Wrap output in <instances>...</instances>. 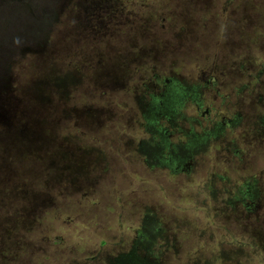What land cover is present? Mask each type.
Masks as SVG:
<instances>
[{"label": "rangeland", "instance_id": "obj_1", "mask_svg": "<svg viewBox=\"0 0 264 264\" xmlns=\"http://www.w3.org/2000/svg\"><path fill=\"white\" fill-rule=\"evenodd\" d=\"M117 3V35L135 38L138 27L144 39L119 52L110 46L119 39L111 42L104 31L85 56L98 48L107 55L163 52L179 32L181 51L168 47L163 57L180 66L177 77L193 90L204 88L168 129L179 159H154L159 116L151 108L163 88L154 87L155 78L171 76L161 70L162 60L142 59L128 74L120 66L102 70L103 55L96 67L76 49L66 55L61 26L32 31L39 11L23 18L11 9L1 14L0 27L17 19L25 24L0 38V58L12 79L0 104L14 123L26 121L32 139H41L28 145L19 129L0 125V264H264V0ZM57 16L58 25L66 21V0ZM42 40L55 56L35 59L41 55L22 48ZM108 70L120 77L115 88L101 74ZM68 72L73 77L65 88ZM88 72L94 81L81 85L78 79ZM184 101L183 95L170 97L166 110ZM206 108L211 114L204 117ZM223 117L237 122L213 138L208 133ZM194 134L203 142L187 152ZM244 196L250 207L255 203L252 213L243 210Z\"/></svg>", "mask_w": 264, "mask_h": 264}, {"label": "flooded vegetation", "instance_id": "obj_2", "mask_svg": "<svg viewBox=\"0 0 264 264\" xmlns=\"http://www.w3.org/2000/svg\"><path fill=\"white\" fill-rule=\"evenodd\" d=\"M3 1L6 4L5 11L0 7V15L10 14L9 10L11 9L13 11V14L16 15V18H23L25 16L30 15V13L35 14V11H39V8L41 6H47L48 10L45 13H41V16L37 20H35V26L31 28L32 31H36L38 34L39 32L45 34L49 31H53L56 26H61V30L63 31V33H66V55H69L71 51L72 53H74V50L76 49V54L84 53L81 60L89 62L91 66L94 65V67H96L100 63V55H103L105 58L101 59L102 63L100 64L103 67L102 70H105L106 68H114L116 66H120V70L128 74L130 72V65L135 62L140 63L142 59H146V62L150 61L152 64L159 63V61L162 60L163 62L160 65L161 70L165 72L166 69L171 76L170 78H166L165 80H161L160 76L158 75H156L157 77L155 78L156 84L154 85V87L163 84V88L158 98L159 100L155 103L154 107L151 108L153 110L152 114L154 116H159L160 118L157 119L158 122L156 123L158 126V135H156V138H159V141L157 144L153 145V148H155L159 152V161H170L171 157L174 156L176 158L178 156L175 153V147L173 143L169 139L170 132L168 131V129L170 127L172 129H175L176 125H173L172 122L180 118L182 114L181 109L183 106H178V104H176V106H172L169 110H166V101L168 98L171 97L173 102L175 97L178 98V96L182 95V93H180L179 91L185 92L186 97L184 96L185 101L183 103L190 101L197 94L201 95L204 92V88L202 86L196 85L195 89L193 90L189 83H187L186 81H182L181 78L177 77L179 72H183V70L180 68L179 65L177 66V64H175L176 62L163 57V55L166 54L168 47L177 46L178 49L181 51L179 47L181 43V36L179 35V32H176L173 38L170 39L171 45L165 46L163 52H158L161 50V48L151 49L149 47L150 49L148 50V52H146L145 50H141L137 52L136 56L130 51H128L127 55L118 53L107 55V52H105L104 50H100L101 48H98L93 54L85 56V47L87 45H90V47L93 48L97 44L99 36L104 34V31H106L105 33L107 34V38L109 37L114 39L111 40V42L117 41L119 39L118 44H110V46L118 47L119 52H122L126 49L124 44L127 45V43H129L132 47H134L137 46V43H139L141 39H144L143 33L139 32L138 27L135 28V38L134 36L129 37L121 35V37H119V35H117L121 30L117 20L122 16L119 14V5L117 3V0L116 2L115 0H66V21L62 22L60 25H58L59 18L57 16L58 8L60 6V0H29L32 3L29 7H25V0ZM49 10L52 11L51 14ZM53 16L54 18H52ZM53 19L54 26L52 27ZM38 20L41 22V24L38 22ZM57 29L60 30L59 27ZM39 43L43 44L44 42L42 40ZM44 45H46L48 48L46 40ZM71 45H73L74 48L71 47ZM110 46L109 44H107L106 47L110 48V50L113 49V47ZM188 47L189 46H187L186 51L189 49ZM150 52H152L153 54H150ZM185 62L186 61L183 59L180 63L184 66ZM101 74L110 81L109 83H107L108 86L112 88L117 87L118 78H120L118 74H114L111 70L104 71ZM122 76L123 75H121V77ZM69 77H73L70 72L66 73V79L62 83V86L65 88L66 80ZM86 81H94V79H92V77L89 75V72L80 76V78L78 79V82L81 85L86 83ZM217 85L218 84L215 83V81L210 84V86L214 88H216ZM207 86L208 85L206 83L204 87ZM216 91L217 93H219V90ZM203 104L201 103L200 106H203ZM95 113L97 114L99 113V111ZM210 114V108H206V110L201 115L206 117L210 116ZM215 116L217 117L218 114H216ZM191 119H193L192 121L197 122V118ZM225 120L226 118L223 117L221 121H216V123L213 124L211 132L208 134H211L213 138H217L221 134L225 133L226 128H228L231 124L234 125V123L237 122H233L230 119H228L227 121ZM166 125L169 126L167 127ZM153 138L154 137H152V139ZM69 140L70 138H68V141ZM189 142L190 144L187 145V148L185 149L187 152H190L191 148H195L199 145L200 142L203 141L199 139L196 134H194L192 135L191 141ZM57 156L59 159L62 158L59 155ZM250 189L251 187L249 186L247 192ZM242 204L245 213L246 211H250V213H252L251 211L253 207L255 208V203L253 207H250L249 203L247 204L246 196H244Z\"/></svg>", "mask_w": 264, "mask_h": 264}, {"label": "water", "instance_id": "obj_3", "mask_svg": "<svg viewBox=\"0 0 264 264\" xmlns=\"http://www.w3.org/2000/svg\"><path fill=\"white\" fill-rule=\"evenodd\" d=\"M47 10H48V7L47 6H41L39 8V12L40 13H45ZM18 21H19V19H17V21H15L14 23H11L13 25H8V26L0 27V38L1 39H4L5 36H6V32H11V31H14V30H20L19 25H24L25 23L23 21L22 22H18ZM12 33H14V32H12ZM24 42L27 45V43L28 42H31V41L26 39V40H24ZM34 42L35 43L32 44L34 46H30L33 49H30V47L27 48V49L25 47H22V48H24L23 50L31 51V53H34V54L43 55L45 53V51L47 50V46L44 45V43L43 44H40L39 42L38 43L36 41H34ZM4 62H5L4 57L3 58H0V99H1V93H2V91L9 92L11 90V88H12L8 84V81H10L12 79L9 77V74L7 72V69H6L5 65H4ZM16 101L18 103L19 100H16ZM7 109L8 108L6 106H3V104H0V125H9V128L11 130H13V129L16 128V126L18 124H16V123L13 122L14 119H11L10 120V111H8ZM19 119L20 118H18V120ZM18 120H17V123H18ZM17 129H19L20 130V134L25 139L28 140L27 141V144L28 145L34 144L35 141L36 142H40L39 140L41 138H36V136H33L35 139H32V137L29 136V130L31 128L29 126H27L26 124L23 125L22 128H17Z\"/></svg>", "mask_w": 264, "mask_h": 264}, {"label": "trees", "instance_id": "obj_4", "mask_svg": "<svg viewBox=\"0 0 264 264\" xmlns=\"http://www.w3.org/2000/svg\"><path fill=\"white\" fill-rule=\"evenodd\" d=\"M259 26H261L260 24H258ZM257 26V25H256ZM258 27V26H257ZM236 37H238V35H236ZM241 49H244L243 47H240ZM9 49L10 50H13L14 48H12V47H9ZM239 50V48H235V51H238ZM245 50H247V48L245 49ZM46 52H49V55L50 54H52V53H54V56L56 55V50H55V48H50V49H47L46 51H45V53ZM53 56V57H54ZM46 56H43V55H41V57H35V59L37 58V59H46L45 58ZM248 65V64H247ZM246 68L248 69V68H250L251 69V67L248 65V66H246ZM261 68H263V70H264V64H262L261 65ZM256 76H254V78H255ZM256 79L258 80L259 78L258 77H256ZM55 85L57 86V84L55 83ZM16 89H17V91H18V93L20 94V95H22L23 94V88H20L18 85H16ZM65 89H63V88H60V89H58V87L56 88V92L57 93H61L62 94V97H64V96H66V92L64 91ZM180 93H182V95L183 96H185V92H181V91H179ZM186 97V96H185ZM62 104V103H61ZM184 105V103H182V104H178V106H183ZM261 122L263 123V125H264V116L261 118ZM18 125L16 126V128H22V126L23 125H25L26 124V121H23V120H21V119H19L18 120V123H17ZM142 145V143L139 145V146H141ZM59 156L60 157H62L63 156V154H59ZM154 159H157V160H159V155H157V156H155L154 157ZM60 160L63 162H61L60 164H64V163H66V160H63L62 158H60ZM1 172V171H0ZM2 173V172H1ZM237 193V195L238 194H240V196L243 194V193H241L240 191H238V192H236ZM233 198H237V196L236 197H233ZM234 200V199H233ZM236 200V199H235ZM229 202H230V199H229ZM231 203V202H230ZM16 226V225H15ZM252 234H253V236L256 238V242H257V245H258V241H260V236L258 235V233L256 232L255 233V231H253V232H251Z\"/></svg>", "mask_w": 264, "mask_h": 264}]
</instances>
